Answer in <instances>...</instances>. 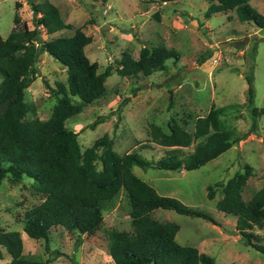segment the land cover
Listing matches in <instances>:
<instances>
[{"label": "rangeland", "instance_id": "1", "mask_svg": "<svg viewBox=\"0 0 264 264\" xmlns=\"http://www.w3.org/2000/svg\"><path fill=\"white\" fill-rule=\"evenodd\" d=\"M29 1L40 0H0V37L5 38L13 29L15 15L33 27ZM52 1L62 20L73 26L60 34L71 35L80 27L92 36L84 52L91 62L98 63L100 72L107 65L115 66L125 51L138 58L143 46L163 45L179 54L177 60H167L165 69L148 76H121L113 71L105 80L106 94L66 120L68 128L79 132L77 139L82 150L108 134L113 149L120 155L138 146L144 147L141 151L135 148L142 157L158 160L168 147L151 140L153 126L166 131L175 120L191 133L196 117L204 116L211 107L229 104L233 108L226 106L229 109L221 115L226 126L239 133L255 129L254 134L194 170H143L138 166L132 169L159 194L172 196L216 219L218 225L174 210H153L152 218L178 225L177 243L196 247L213 257L215 264H264V253L245 243L236 228V218L216 209L215 203L223 193L221 187L214 186L216 182L225 183L238 170L243 172L245 165L251 167V173L242 188L243 200L248 202L264 185V115L253 121L245 104V78L253 67L255 106L264 107V27L259 29L240 21L234 10L215 12L206 18L208 0ZM247 2L264 15V0ZM42 37L48 36L42 32ZM35 67L36 78L26 89L25 99L35 105L38 118L47 119L55 103L48 86L56 89L57 82L65 83L66 72L46 52L39 55ZM32 116L29 114L28 118ZM100 117L92 129L91 123ZM195 143L172 147L180 148L181 154L186 155ZM210 185L214 187L211 200L206 196ZM41 201L42 196L27 176L18 181L7 176L0 185V226L20 231L25 257L47 260V264H114L110 256L113 231L131 230L123 191L104 209L103 223L92 236L52 228L49 250L43 240L32 239L22 230L24 212ZM252 232L258 236L252 241L264 247V227L255 225ZM9 258L0 247V264H7Z\"/></svg>", "mask_w": 264, "mask_h": 264}, {"label": "trees", "instance_id": "2", "mask_svg": "<svg viewBox=\"0 0 264 264\" xmlns=\"http://www.w3.org/2000/svg\"><path fill=\"white\" fill-rule=\"evenodd\" d=\"M208 1L206 18L215 12L234 10L240 21L259 29L264 27V15L254 10L247 0ZM28 4L33 27L15 15L13 29L5 38L0 37V185L7 176L15 181L27 176L42 196L40 203L24 212L22 230L32 239L43 240L46 250H49L52 228H63L76 232L78 236H92L103 223L104 209L123 191L131 230L113 231L110 256L114 264H215L213 257L199 252L196 247L177 243V224L159 221L150 213L157 208L169 209L199 216L218 225L216 219L172 196L159 194L132 168L138 166L143 170L156 168L177 172L194 170L254 134L255 129L251 127L239 133L226 126L221 115L229 109L226 106L233 108L229 104L211 107L204 116L196 117L191 133L175 120L166 131L153 126L151 140L168 147L158 160L144 158L137 150L120 155L113 149L108 134L82 150L77 139L79 132L68 128L66 120L106 94L105 80L113 71L121 76L139 73L148 76L165 69L167 60H177L179 54L163 45L143 46L138 58L125 51L115 61V66L107 65L100 72L98 63L91 62L84 52L85 46L92 41L91 35L85 34L80 27L75 28L71 35L60 34L73 26L62 20L59 9L49 0L29 1ZM42 32L48 36L46 39H43ZM44 52L64 68L66 81L57 82L56 89L48 86L55 103L49 118L40 119L36 116L35 105L25 99V92L36 78L35 64ZM245 79V104L253 121H256L264 115V107L255 106L253 67ZM74 97L77 98L75 102ZM122 106L123 103L117 110L121 111ZM29 114L33 116L28 118ZM101 118L91 123L92 129ZM191 141L196 143L192 152L186 155L181 154L180 148L172 147L185 146ZM250 173L251 167L245 165L243 172L236 171L225 183L216 182L214 186L221 187L223 194L215 207L234 216L236 228L245 243L264 253V247L252 241L253 237L258 238L252 232L253 226L264 227V185L248 202L241 196ZM206 196L210 200L214 198L213 185L207 187ZM0 247L10 257L7 264L48 263L47 260L24 256L20 231L5 230L0 226Z\"/></svg>", "mask_w": 264, "mask_h": 264}, {"label": "crops", "instance_id": "3", "mask_svg": "<svg viewBox=\"0 0 264 264\" xmlns=\"http://www.w3.org/2000/svg\"><path fill=\"white\" fill-rule=\"evenodd\" d=\"M40 1H41V0H40ZM49 1H50L52 4H54V5L56 6V3H54L52 0H49ZM112 144H113V140H112ZM112 146H113V145H112ZM135 148L138 150V146L135 147ZM135 148H134L133 150H136ZM133 150H131V151H133ZM131 151H130V152H131ZM133 172H134V171H133ZM21 236H22V235H21Z\"/></svg>", "mask_w": 264, "mask_h": 264}, {"label": "water", "instance_id": "4", "mask_svg": "<svg viewBox=\"0 0 264 264\" xmlns=\"http://www.w3.org/2000/svg\"><path fill=\"white\" fill-rule=\"evenodd\" d=\"M231 232H233V233H237L236 231H231Z\"/></svg>", "mask_w": 264, "mask_h": 264}]
</instances>
